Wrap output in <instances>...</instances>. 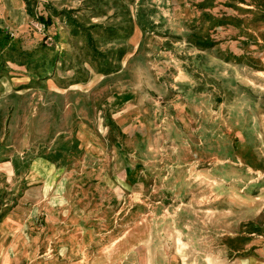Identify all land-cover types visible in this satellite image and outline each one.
Segmentation results:
<instances>
[{
	"label": "rangeland",
	"instance_id": "rangeland-1",
	"mask_svg": "<svg viewBox=\"0 0 264 264\" xmlns=\"http://www.w3.org/2000/svg\"><path fill=\"white\" fill-rule=\"evenodd\" d=\"M32 4L48 30L0 0V162L53 153L110 208L72 250L0 164V223L28 221L0 264H264V0Z\"/></svg>",
	"mask_w": 264,
	"mask_h": 264
},
{
	"label": "crops",
	"instance_id": "crops-1",
	"mask_svg": "<svg viewBox=\"0 0 264 264\" xmlns=\"http://www.w3.org/2000/svg\"><path fill=\"white\" fill-rule=\"evenodd\" d=\"M3 86L6 87V83L3 82ZM2 92L6 91L3 89ZM10 129L11 128H2L0 133H12L9 131ZM30 140H32V137ZM20 147L23 149L22 146ZM38 147L39 146H36L34 148L37 149ZM47 149V147L44 148V150ZM24 153L25 150L23 149V151H20L19 155H16L21 156L20 161L19 159L12 161V158L9 157L6 158L8 160L4 159L1 160L3 162H0L1 166H5V168L6 166L8 168L10 165L12 166V170H9L5 176L10 175V177H16V183L19 182V190H17L20 192L19 196L21 199L27 200L25 206L21 204L14 210V214H29L31 225H37L33 222L37 215H46L48 220H50V222L48 221L50 226L54 225V217L59 219L62 216L64 218L61 223H64L65 220L68 224L76 225L79 229L83 228L81 230V235L78 234L77 237L71 238L72 250H74L75 247L78 248L80 245L85 247H87L88 244L95 245V234L97 235L96 226L99 222H96V217L92 215L99 211L104 214L103 207L106 206L105 209L108 211L110 208L109 205H105L104 203L99 204L94 190L88 192L71 191L68 185L69 183L67 184V178L64 176L65 171L61 169H59L58 172L56 171L53 162L57 157H53V153L46 152L44 155L37 154L35 157H28L29 160L26 159ZM19 165H26L27 167L23 166L19 169ZM81 197L82 199H80ZM74 198H79L80 200L74 202ZM85 198L89 199L88 203ZM113 212H116V210ZM72 214L75 216L71 218L70 215ZM53 215L55 216L52 217ZM14 218L18 219V222L12 224L11 221ZM27 222L28 221H25L23 218L21 219L8 215L4 221L0 223V247H3V250L0 251V260L2 256L5 255L4 247L7 244L4 231L10 228V226L13 228L19 226V228L22 229ZM34 228L37 227L34 226ZM21 240L19 239L17 244H21L22 247H25L29 244V240L31 239L24 237L21 238ZM77 254L79 253H74V255Z\"/></svg>",
	"mask_w": 264,
	"mask_h": 264
},
{
	"label": "trees",
	"instance_id": "trees-1",
	"mask_svg": "<svg viewBox=\"0 0 264 264\" xmlns=\"http://www.w3.org/2000/svg\"><path fill=\"white\" fill-rule=\"evenodd\" d=\"M25 2H26V8H27L28 13L32 17H37L38 15H37V12L34 9V5L32 4V0H25ZM38 19L45 25L47 30L50 28V26L48 24V20L46 19V17L44 15H39Z\"/></svg>",
	"mask_w": 264,
	"mask_h": 264
}]
</instances>
